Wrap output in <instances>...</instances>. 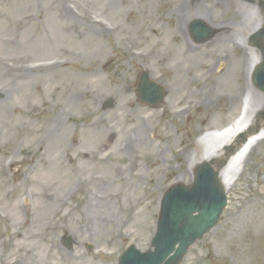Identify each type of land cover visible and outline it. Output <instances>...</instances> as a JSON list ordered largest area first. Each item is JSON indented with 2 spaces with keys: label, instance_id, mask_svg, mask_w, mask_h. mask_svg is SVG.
Wrapping results in <instances>:
<instances>
[{
  "label": "rangeland",
  "instance_id": "obj_1",
  "mask_svg": "<svg viewBox=\"0 0 264 264\" xmlns=\"http://www.w3.org/2000/svg\"><path fill=\"white\" fill-rule=\"evenodd\" d=\"M173 1L0 0V264H116L129 244L146 250L163 192L176 177L187 184L201 160L187 157L188 145L238 114L241 104L229 110L226 98L241 79L264 94L251 81L264 54L260 60L250 54L243 69L239 52L226 45L181 55V35L166 11ZM238 1L258 24L246 36L238 32L239 41L260 45V36L251 37L264 32L257 21L264 0ZM61 7L74 16L65 17ZM203 7L212 25L185 26L192 47L212 41L225 19L237 21L214 1ZM197 21L213 32L202 43L190 31ZM217 50L232 61L221 75L214 73L218 66L201 68L215 62L209 52ZM142 70L163 88L158 105L137 97ZM58 114L62 121L46 141ZM138 126L146 141L119 151ZM258 128L220 222L180 264H264V128ZM108 132L115 133L113 143L100 151ZM213 141L204 139L200 157L224 156ZM91 193L96 218L83 210Z\"/></svg>",
  "mask_w": 264,
  "mask_h": 264
},
{
  "label": "bare ground",
  "instance_id": "obj_2",
  "mask_svg": "<svg viewBox=\"0 0 264 264\" xmlns=\"http://www.w3.org/2000/svg\"><path fill=\"white\" fill-rule=\"evenodd\" d=\"M208 1H214L217 6H224L226 10L232 11L234 18L231 19H237V21L230 23L227 19H225L224 22H220L216 25L221 29L212 41H210L206 45H203L202 47H192L184 38V28L189 22L194 20L204 21L212 25V23L206 19L207 11H205L203 7V2ZM62 7L61 14H63L67 18L74 16L73 11L70 8ZM166 7H168L166 11L169 19L170 16H173L175 24L173 29L175 33L181 35L179 42L181 45L180 50L183 53L181 55H186L190 52L193 53L201 49L209 51L211 47L216 46L219 49L220 47L226 45L231 50H237L239 52V60L237 62L241 69L248 67V64L251 60L250 54H252V58L253 56H255L257 57V59H259V53L257 49L254 47L244 46L242 43H240L237 36L238 32H242L243 35L246 36L248 32L255 29L258 25L256 22V18L252 17V13L251 11H249L248 5L246 3L238 0H228V2H226L225 0H176L172 3L168 2ZM257 21H259L260 23L264 22V17H258ZM173 52L174 50L172 51V53ZM209 53L213 55V59L215 60V62H213L212 64H206L202 62L201 68L206 66L209 69L208 71H210L213 67L218 66V71H214V73L221 75L225 72L226 68H229V66L232 64L231 59H229L228 57H226L225 59L222 53H218V50ZM228 61L229 64H227ZM211 93L213 95L215 94L214 91H211ZM244 93H246V95H250V102L248 104H246V102L244 101ZM226 99L229 110H232L239 103L241 104L242 110L239 111L237 116L231 122H229L221 129H212V131L204 134L200 140L190 143V145H188L189 151L187 153V157L191 160L202 159L203 154L201 155V157L200 154L203 151V141L208 137H212L215 141H213L212 147H216L219 142L221 143L225 141V144L230 143L226 147H223L222 151L220 150L221 153L224 151V156L229 157L227 158L226 164L218 172L220 183L223 185L225 190H229L236 181L237 177L244 170L245 164L249 159V154L253 150L254 145H256L257 143L256 142L255 144H253V138L254 140L257 139L256 135L258 131H255L256 128L259 125H262V127L264 128V108H262L264 107V94L254 91L249 83H247V80L244 78L241 79L239 85L231 94H229ZM205 101V99H199L200 104H204ZM184 112L185 110L183 109L174 110L172 112V115L173 117H177L179 115H182ZM253 114L255 118L254 124L247 130H243L238 137L234 138V135L237 134V132L243 127L246 117ZM61 121L62 117L59 114L51 120L50 125H54V127L51 129L48 128L49 133L43 136L44 140L48 141L52 138V132L56 127L60 125ZM216 132L217 137H215L216 135L214 134ZM143 135L144 132L142 133V127L138 126L136 131L130 132V134L119 143V151H125L126 149L129 150L132 145L136 143V141L139 143H141L142 141L145 142L146 138L143 137ZM104 138V141L100 144V151H106L110 147V145H112L113 139L115 138V133L108 132ZM109 155L110 154H106L103 156ZM85 156H87V154L84 155V157ZM11 164H13V159L10 160V165ZM180 180V177H176L175 182H180ZM95 204V194L91 193L85 203L86 207L83 208V210L85 211L84 214L87 216L86 218L94 216L93 209ZM94 217L96 218V216ZM86 227L89 230V227Z\"/></svg>",
  "mask_w": 264,
  "mask_h": 264
},
{
  "label": "water",
  "instance_id": "obj_3",
  "mask_svg": "<svg viewBox=\"0 0 264 264\" xmlns=\"http://www.w3.org/2000/svg\"><path fill=\"white\" fill-rule=\"evenodd\" d=\"M261 85L264 87V81ZM139 95L145 102L157 103L161 88L143 73ZM225 204L217 171L208 162L198 163L189 185L177 184L165 193L151 240L153 249L142 253L130 246L121 254L118 264H179L188 247L218 222Z\"/></svg>",
  "mask_w": 264,
  "mask_h": 264
}]
</instances>
